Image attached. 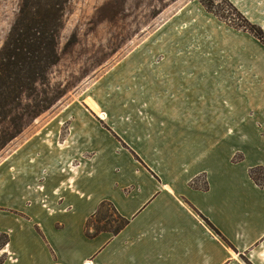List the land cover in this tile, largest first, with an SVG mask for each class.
<instances>
[{"label": "crops", "instance_id": "1", "mask_svg": "<svg viewBox=\"0 0 264 264\" xmlns=\"http://www.w3.org/2000/svg\"><path fill=\"white\" fill-rule=\"evenodd\" d=\"M172 96L124 128L101 129L88 113L64 117L73 121L65 136L61 127L58 154L45 144L43 163L13 168L17 186L29 177L37 188L45 177L51 190L14 195L11 223L0 229L10 235L4 264H264V185L250 175L264 166V147L260 160L223 162V114L209 96ZM250 106L262 133L264 95ZM104 202L129 223L88 236Z\"/></svg>", "mask_w": 264, "mask_h": 264}, {"label": "rangeland", "instance_id": "2", "mask_svg": "<svg viewBox=\"0 0 264 264\" xmlns=\"http://www.w3.org/2000/svg\"><path fill=\"white\" fill-rule=\"evenodd\" d=\"M19 3L0 0V48ZM251 25L264 30V0H71L60 61L50 71L59 98L0 152V229L11 223L18 205L14 195L51 190L45 177L37 188L29 177L17 186L13 168L20 161L43 163L45 144L52 147L48 155L58 154L61 127L65 136L73 121L67 126L63 118L73 113H88L101 129L111 130L156 111L161 98L175 93L182 98L191 93L196 102L209 96L213 111L223 114L222 133L216 135L223 162L263 158L264 130L262 135L253 125L250 103L264 95V41ZM169 68L178 77L176 89ZM6 126L0 122L1 130ZM87 152L84 158L90 159ZM100 154L107 158V151ZM259 175L263 186L264 172ZM113 214L106 206L94 225L116 228L122 221ZM8 238L0 231V252ZM4 258L0 254V264Z\"/></svg>", "mask_w": 264, "mask_h": 264}, {"label": "trees", "instance_id": "3", "mask_svg": "<svg viewBox=\"0 0 264 264\" xmlns=\"http://www.w3.org/2000/svg\"><path fill=\"white\" fill-rule=\"evenodd\" d=\"M71 0H20L17 15L0 48V152L24 130L29 120L49 110L59 98L51 85L50 71L60 61V34ZM251 30L264 41V30L251 25ZM264 166L250 170L259 184ZM207 187V186H206ZM114 216L121 219L116 228L87 224V235L102 231L118 234L129 220L123 218L111 203L104 202ZM105 217L111 218V214ZM94 231L91 233L90 228ZM9 242V238H8ZM7 242V243H8Z\"/></svg>", "mask_w": 264, "mask_h": 264}]
</instances>
